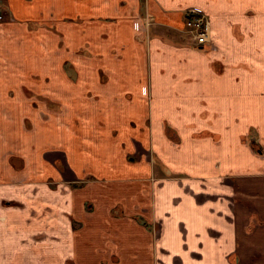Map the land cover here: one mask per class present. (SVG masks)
<instances>
[{"label":"crops","instance_id":"1","mask_svg":"<svg viewBox=\"0 0 264 264\" xmlns=\"http://www.w3.org/2000/svg\"><path fill=\"white\" fill-rule=\"evenodd\" d=\"M3 3L1 56L89 55L59 74L57 123L35 111L56 138L14 125L25 105L0 93V264H264V0ZM191 7L215 47L192 44Z\"/></svg>","mask_w":264,"mask_h":264},{"label":"rangeland","instance_id":"2","mask_svg":"<svg viewBox=\"0 0 264 264\" xmlns=\"http://www.w3.org/2000/svg\"><path fill=\"white\" fill-rule=\"evenodd\" d=\"M8 11L6 8L7 15H9ZM6 20L12 21L11 17L6 18L4 21ZM151 25H152V21L145 20V18L143 19L142 29L147 28V30L144 31L145 37H147L150 31ZM21 34L24 35L23 33ZM29 41L30 39L24 38L23 40L19 39L18 43H21V44L24 43L23 45H25L26 42H29ZM61 41L62 40L60 41L57 40L56 47H52L51 49H49V52L44 50L43 54H44V57H46V60L43 63L42 69L41 68L38 69V66L35 63L30 64L29 66L20 65V64L17 65L15 64L17 63L15 62L16 58L12 56L3 57L0 55V59L2 58V61H3L2 67L3 68L11 67L12 72L15 70V73L13 74L11 78H9L8 80H0V93H3L4 94L3 98H6L8 100H12L16 102L22 101V104L25 105V110L17 109L16 111L10 114L16 117V123H14V125H16L17 123H20L24 129L25 127L31 128V130H28L29 131L28 135L33 134L34 137H38V138L42 137V131L45 129L50 130L48 131V134H50L49 136L50 140H51V137L56 138L58 136L57 128L52 127V126H46V125L45 127H43L42 124H38L36 122L35 118L38 121H41L43 120V117L41 113L38 115L36 114L35 116V111L39 108H42L41 104L46 103L44 106V109L49 111L47 113L50 115V118L51 119L55 118L54 121L56 122L57 113L59 112L58 111L59 106L56 101L54 102L52 101V100H56V95L52 94V90L56 92L61 86L59 74L61 71L65 72V74H67L68 79H69L67 80V82L69 84H72V81H73L72 77L78 72L74 61H76L77 57H79L78 55L80 54L83 58H85L84 56L89 55V51L86 47L87 45L86 46L83 45L82 47H80L81 49L80 52H77V50L76 51L67 50V52L63 54L66 56V58H64L59 63V60L61 58L59 55H62L61 50L59 49V47L63 43V41L62 42ZM50 42H51V45L54 46V42L52 41ZM60 48H63V47H60ZM31 72H34V74H32ZM41 72L51 77L50 83H47L44 81V77L40 74ZM33 75L35 76L34 79H32ZM44 86L48 87L49 91L51 92L43 93ZM9 130H10V125L7 122H4L2 124L3 134L4 133L6 134V132H9ZM59 132L61 131L59 130ZM66 152L69 154L68 147H66ZM150 175H152V173H150L149 176ZM101 176H107V173L105 172L104 169H102ZM87 177L94 179V177L90 175H87ZM150 178H153V176L152 177L150 176ZM144 190H146V188ZM148 193L149 191L145 192V194H148ZM91 207H92L91 203L86 204V208L88 210H91ZM113 215L116 216L120 214H118L117 212H114ZM135 219L138 220L139 217H135ZM138 222L143 224V226L146 227L147 229H150L151 232L152 230L154 231V227L148 224L144 219L138 220ZM109 247L112 248L111 246Z\"/></svg>","mask_w":264,"mask_h":264},{"label":"built area","instance_id":"3","mask_svg":"<svg viewBox=\"0 0 264 264\" xmlns=\"http://www.w3.org/2000/svg\"><path fill=\"white\" fill-rule=\"evenodd\" d=\"M6 7L3 0H0V22H3L7 17ZM185 31L190 35L192 44L195 47H203L210 41V31L207 16L196 8L187 9V15L184 22ZM143 33L147 28L142 29Z\"/></svg>","mask_w":264,"mask_h":264},{"label":"flooded vegetation","instance_id":"4","mask_svg":"<svg viewBox=\"0 0 264 264\" xmlns=\"http://www.w3.org/2000/svg\"><path fill=\"white\" fill-rule=\"evenodd\" d=\"M187 9L188 8L185 9V15H187ZM144 18H145V20L151 21V18L149 17L148 14H145V17ZM205 45L208 46V47H210V48H213L211 46H214V44L212 42H208ZM205 45H203V46H205Z\"/></svg>","mask_w":264,"mask_h":264},{"label":"trees","instance_id":"5","mask_svg":"<svg viewBox=\"0 0 264 264\" xmlns=\"http://www.w3.org/2000/svg\"><path fill=\"white\" fill-rule=\"evenodd\" d=\"M251 146H252L253 148H256V150L260 153V148H258L256 142H251Z\"/></svg>","mask_w":264,"mask_h":264}]
</instances>
